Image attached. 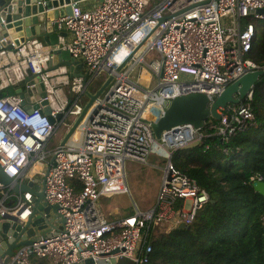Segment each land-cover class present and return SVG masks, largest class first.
<instances>
[{
    "label": "built area",
    "instance_id": "built-area-1",
    "mask_svg": "<svg viewBox=\"0 0 264 264\" xmlns=\"http://www.w3.org/2000/svg\"><path fill=\"white\" fill-rule=\"evenodd\" d=\"M88 1L95 4L84 7ZM71 6L72 14L58 20L59 28L69 33L67 44L62 40L59 46H50L35 38L0 49V93L10 87L22 89L30 107L23 106L17 92L0 94V166L19 183L41 181L34 169L50 167L43 174L45 202L58 205L65 220L61 230L17 249L11 264H33L34 257L50 264L88 260L111 264L112 259L149 264L151 229L159 225L168 234L181 224L191 227L210 201L195 180L174 166L173 153L207 137L227 144L254 127L253 92L240 104L220 109V121L203 130L185 125L156 139L152 125L177 97L202 93L213 101L248 73L262 71L264 77V64L249 54L263 38L259 29H264V13L258 11H264V0H83ZM57 49L69 51L83 63L90 84L102 73L112 81L80 124L81 146L60 145L47 152L66 119L83 113L79 100L89 87L82 78H72L66 67L49 70ZM152 50L160 61L148 64L145 56ZM144 68L158 80L152 89L141 85ZM32 76L30 84L27 80ZM39 84L45 88V99L28 95ZM60 87L69 88L77 99ZM59 115L63 118L52 123ZM179 139L184 144L171 143ZM156 145L166 151L168 161L154 205L106 220L98 205L101 196L127 192V161L146 164ZM49 157H55L52 165ZM251 182L264 179L256 176ZM33 209L31 193L22 198L0 184V217H16L23 225ZM0 264L4 263L0 260Z\"/></svg>",
    "mask_w": 264,
    "mask_h": 264
},
{
    "label": "trees",
    "instance_id": "trees-1",
    "mask_svg": "<svg viewBox=\"0 0 264 264\" xmlns=\"http://www.w3.org/2000/svg\"><path fill=\"white\" fill-rule=\"evenodd\" d=\"M249 54L264 64V35ZM251 106L256 125L229 143L207 137L173 153L174 166L210 201L189 230L157 235L151 229L149 264H264V197L251 182L256 176L264 179V77L253 90ZM75 185L80 191L79 182Z\"/></svg>",
    "mask_w": 264,
    "mask_h": 264
},
{
    "label": "water",
    "instance_id": "water-1",
    "mask_svg": "<svg viewBox=\"0 0 264 264\" xmlns=\"http://www.w3.org/2000/svg\"><path fill=\"white\" fill-rule=\"evenodd\" d=\"M80 1L83 0H0V49L1 46L11 49L12 42L19 46L21 43L35 38L43 40L50 46H59L62 40L67 44L69 33L65 29L59 28L58 20L71 15V4ZM258 13H264V11L260 10ZM58 67H66L72 78H82L85 87L90 85L87 75L83 73V63L75 60L69 51L55 50L54 57L49 63V70H55ZM33 78V76L29 77L27 81L33 84ZM262 78V71L248 73L229 85L213 101L202 93L177 97L171 102L166 113L156 123H153L152 128L156 139H160L164 132H178L180 126L191 125L194 129L203 130L210 119L220 121L219 110L243 102ZM111 81L110 77L95 95H90V103L83 110L61 146L67 144L73 133L79 128L85 114L104 93ZM16 92L21 94L24 99L23 106L30 110V107L26 105L28 97L25 92L22 89H18ZM33 94H38L43 99L46 98L45 88L42 84L28 91V95ZM42 104L47 106L48 102L44 101ZM45 113L50 115L49 107H46ZM62 118L63 116L59 115L57 119H51V122L55 123ZM171 143L173 144V140ZM54 160L55 157H52L50 165L54 163ZM49 170L50 167L47 169L46 175ZM0 184L22 198L25 193H31L34 202L33 212L23 225L18 223L16 217L10 215L0 217V260L4 264H11L17 249L31 245L38 236H46L52 231L61 230L65 220L59 214L58 205L48 206L45 202L44 180L37 179L19 183L10 178L0 166ZM252 186L264 197V182H256ZM178 228L191 229L184 224L179 225ZM117 263L116 259L111 260V264ZM86 264H94V261L88 260Z\"/></svg>",
    "mask_w": 264,
    "mask_h": 264
},
{
    "label": "rangeland",
    "instance_id": "rangeland-1",
    "mask_svg": "<svg viewBox=\"0 0 264 264\" xmlns=\"http://www.w3.org/2000/svg\"><path fill=\"white\" fill-rule=\"evenodd\" d=\"M159 2L161 0H155ZM95 4V3H93ZM264 33V29H259V38H262ZM159 62L160 58L158 54L152 50L145 56V62L148 64L152 62ZM85 71V70H83ZM137 72L134 77L137 78ZM109 79L107 73H102L97 78L93 79L91 84L87 89V93H84L80 100L79 105L83 108V110L90 103V95H95L101 87L106 83ZM91 81V78H89ZM141 85L147 89H152L157 85V78L153 77L151 72L148 69H143V75L141 77ZM65 92V94L70 98L77 99V96H73L71 91L67 87L59 88ZM103 94L100 96L102 97ZM92 112V106L85 114L83 118V122H86L90 113ZM79 117L70 116L66 119L65 124L62 125L56 135L51 139L47 146V152L55 149L60 146L64 139L66 138L69 131L72 129L74 124L76 123ZM83 141V134L81 130V125L79 128L73 133L69 141L67 142V146L80 147ZM167 154L160 146L156 145L153 148L151 155L148 157L146 164H139L135 162L127 161L125 165L126 171V184L128 187L127 192H115L112 194L101 196L99 200V208L106 220L113 221L124 217L126 214H135L136 210L145 211L151 208L157 197L158 190L162 183V178L164 175V168L167 164ZM51 157H49V160ZM36 175L40 177L41 181L43 180V174L45 175L46 167L41 166L39 170L34 169ZM117 207L118 212L116 213L114 208ZM116 206V207H115ZM155 232L157 235L162 233L159 225L156 226ZM38 258L34 257L32 261Z\"/></svg>",
    "mask_w": 264,
    "mask_h": 264
},
{
    "label": "crops",
    "instance_id": "crops-1",
    "mask_svg": "<svg viewBox=\"0 0 264 264\" xmlns=\"http://www.w3.org/2000/svg\"><path fill=\"white\" fill-rule=\"evenodd\" d=\"M94 2L93 1H88V2H85V3H83V6L84 7H88V6H91L92 4H93ZM69 38H70V36H69ZM41 40V39H40ZM43 41V40H42ZM44 42V41H43ZM45 43V42H44ZM16 93V91L13 89V87H10L9 89H7V90H5V91H1V95L2 96H10V95H13V94H15ZM158 192H159V190H158ZM158 194V193H157ZM157 198V197H156ZM156 200V199H155ZM112 207L114 208V205H112ZM116 207V206H115ZM118 207V206H117ZM114 208V210H116L115 212L117 213L118 212V208ZM132 215V214H131ZM127 216H130V214L128 215V214H126V215H124V217H127ZM122 218V217H121ZM33 264H50L49 263V261H47V260H40V259H38V260H36V259H34L33 261ZM118 263L117 264H133V262H131L130 260H127V259H121V260H118L117 261Z\"/></svg>",
    "mask_w": 264,
    "mask_h": 264
},
{
    "label": "bare ground",
    "instance_id": "bare-ground-1",
    "mask_svg": "<svg viewBox=\"0 0 264 264\" xmlns=\"http://www.w3.org/2000/svg\"><path fill=\"white\" fill-rule=\"evenodd\" d=\"M184 139H186L185 135H184ZM184 139L183 140L179 139L178 141H174L173 144H175V146H180V145L184 144V143H182L183 141H185ZM180 141H182V142H180Z\"/></svg>",
    "mask_w": 264,
    "mask_h": 264
}]
</instances>
